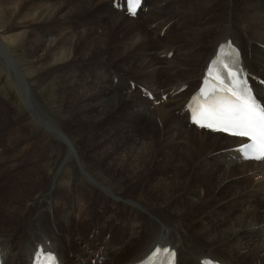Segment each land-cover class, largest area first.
Masks as SVG:
<instances>
[{
	"label": "bare ground",
	"instance_id": "1",
	"mask_svg": "<svg viewBox=\"0 0 264 264\" xmlns=\"http://www.w3.org/2000/svg\"><path fill=\"white\" fill-rule=\"evenodd\" d=\"M146 3L151 14L137 20L144 10L130 17L118 0H0V43L22 60L14 71L25 76L19 92L28 88L32 106L28 110L20 96L11 110L0 98V148L6 145L0 171L9 172L10 180L28 176L27 182L43 184L16 204L0 203V246L4 240L10 244L8 254L2 251L4 264H27L39 240L63 264H89L85 255H111L101 264H127L158 241L176 248L178 264H202L204 257L240 264L232 259L237 248L244 264H264V157L247 158L240 148L244 140L236 135L195 128L187 112L189 95L218 44L229 38L240 47L243 68L264 104V0H194L193 10L191 0ZM44 26L57 30L43 32ZM165 27L175 35L159 38ZM13 29L22 56L3 35ZM168 53L171 58L161 56ZM101 69L136 78L137 92L128 89L130 83L122 89L106 83ZM33 98L44 109L37 111ZM154 123L156 130H144L143 138L131 133ZM151 143L153 150L158 146L152 163ZM64 166L75 188L131 206L121 211L83 194L80 201L61 204L58 197L70 186L55 181ZM116 168L122 173L115 175ZM140 168L145 172L139 179ZM128 176L133 180L120 181ZM121 226L142 240L121 237L94 252L88 248L100 240L98 231L108 235Z\"/></svg>",
	"mask_w": 264,
	"mask_h": 264
},
{
	"label": "rangeland",
	"instance_id": "2",
	"mask_svg": "<svg viewBox=\"0 0 264 264\" xmlns=\"http://www.w3.org/2000/svg\"><path fill=\"white\" fill-rule=\"evenodd\" d=\"M189 8L190 9H195L196 7H194V0H191V4L189 5ZM220 9H222V7H219ZM145 14V13H144ZM144 14H142V15H144ZM142 15H140V16H142ZM145 16V15H144ZM138 18V17H137ZM139 19V18H138ZM137 19V20H138ZM47 20H45L44 22L45 23H53V24H55L54 22H46ZM100 25H102V24H100ZM152 27H153V24L151 25ZM42 28V31L43 32H47V33H50V32H52V31H55V30H57V28H51V27H46V26H44V27H41ZM74 28H79L78 26H75ZM189 28H192V25L191 24H189ZM97 30H104L105 28H96ZM191 31H193V30H191ZM18 32V30L17 29H13L12 31H8L6 34H3V35H5V37H8V38H12L13 40H14V35L16 34ZM189 32V31H188ZM248 32V31H247ZM14 35H13V34ZM0 34H1V32H0ZM12 34V35H11ZM192 34V33H191ZM193 35V34H192ZM191 35V36H192ZM264 35V34H263ZM11 36V37H10ZM154 36V38L157 36L156 34L155 35H153ZM49 37H51V36H49ZM158 37L159 38H161L160 37V34L158 35ZM50 39V38H49ZM52 39H54V35H52V38L50 39V40H52ZM3 40H4V42H5V38L3 37ZM7 41V40H6ZM0 42H1V40H0ZM9 42V41H8ZM2 43V42H1ZM0 43V45L2 46H0L1 47V49H0V70L1 69H3V72L2 71H0V98H4V101L3 102H5V104L7 105V106H11L12 105V107H10V109L11 108H13L14 106L16 107V103H17V101H19L20 99V96H23V100H22V102L25 104V106L27 107V109L28 110H30L31 108H32V106H30L29 105V101H30V99H31V93L29 92V90H28V88H26V87H24L23 86V89H22V91L24 90V92L21 94L20 92H19V89H21L22 88V82L20 81V80H24V83H25V76L22 74V72L20 73V76H19V74H16V71H14L16 68L17 69H19V67H20V65H18V64H20L21 62H22V60H18V58L17 59H13V57L10 55V53L7 51V49H5V46L4 45H2ZM10 45H12V47H13V50H15L16 52H17V55L19 54V55H21V53H20V48H19V46H18V44H17V40H14V41H12L11 43H10ZM19 51V52H18ZM104 52V51H103ZM7 55V58L4 56V55ZM8 54H9V56H8ZM257 54V53H256ZM105 56H106V54H104ZM171 55L172 54H169L168 53V55L166 54H161V56L163 57V58H171ZM257 55H259V54H257ZM22 56V55H21ZM93 56V55H92ZM5 58V59H4ZM96 58H99L98 56H96ZM4 59V60H3ZM7 59H9V60H7ZM19 59H20V57H19ZM14 60H16L15 62H14ZM12 61V62H11ZM18 61V62H17ZM19 61H21V62H19ZM13 63V64H12ZM16 63V64H15ZM18 63V64H17ZM11 66V67H10ZM158 66H160V65H158ZM8 67V68H7ZM16 67V68H15ZM156 67H157V65H156ZM12 68V69H11ZM30 69V67H27V69ZM5 70V71H4ZM11 70V71H10ZM20 70H21V68H20ZM22 71V70H21ZM9 74V75H8ZM23 75V77H22V75ZM15 76V77H14ZM13 83V84H12ZM21 83V84H20ZM19 87V88H18ZM136 92H137V90H135ZM30 93V94H29ZM28 95V96H27ZM26 96V97H25ZM28 97V98H27ZM38 99H39V101L41 100V102H43V99L39 96L38 97ZM33 100H35L34 98H33ZM38 100L36 101H34L35 102V104L37 105V106H35V109L38 111L39 109L38 108H40L41 107V109H44V108H42V106H41V104H40V102H39ZM155 103V102H154ZM39 106V107H38ZM17 108V107H16ZM16 108H13V110L14 109H16ZM12 110V109H11ZM43 117H45L46 115L45 114H41ZM32 122H33V120H32ZM31 124V123H30ZM144 130H153V131H155L156 130V123H154L153 125H148L147 127H143V128H140L139 129V131H137V132H131V133H133V134H135L137 137H141V138H143V136L142 135H140ZM125 133H128V132H125ZM58 138V137H57ZM61 139L63 140V143H66V146L68 147L69 146V143H68V141H66L64 138H62V136H61ZM58 140V139H57ZM60 140V139H59ZM33 141L34 142H38V140H37V138H34L33 139ZM186 141H187V139H186ZM186 141L184 142V146H185V144H186ZM158 144H159V141H158ZM5 144H3L1 147H3ZM22 145H24V144H22ZM180 145H181V143H180ZM6 147V145L3 147V148H0V149H4ZM149 147H151V148H149V151L150 150H152L153 152H154V154H153V156H152V160H151V163H152V161H153V159H154V157H155V154H156V152H157V147L158 146H155V149L153 150L152 149V147H153V144L151 143L150 144V146ZM9 148V147H8ZM7 148V149H8ZM70 148V147H69ZM151 152V151H150ZM149 152V155H151V153ZM70 155L73 157V152H70ZM186 159V158H185ZM113 159H109V161L111 162ZM108 161V162H109ZM134 161H136V160H134ZM55 163L56 162H54V166H55ZM0 166H2V165H0ZM142 168H144V167H142ZM142 168H140L138 171H140V177H138L139 179L140 178H142L143 177V175H144V172H143V170H141ZM0 169H1V167H0ZM72 171H74V169H73V167H72V169H71ZM2 171V170H1ZM1 171H0V185H2V186H0V203H3V201H12L13 202V204H16V200L18 201V199H20V196L21 195H26V193H27V195H31V194H33V192L34 191H36V187H33V186H43V184L42 185H34V183H30V182H27L28 180H30L29 178L30 177H25V179H23V180H21L20 178L21 177H19V178H13V179H11L10 180V176L8 175V173L9 172H3L2 174H1ZM66 172H67V166L65 167H63V169L61 170V173H62V176H61V174H60V178L61 179H56V184L55 185H64V184H68V186H70L66 191H64V192H62V197H64L63 199H59V197H58V195H55L56 197H58V200L61 202V204H64V203H66V204H69V203H71L72 201H74V199L75 198H77L78 197V194H83V195H85V196H87L88 198H90L92 201H94V203L95 202H104V204L105 205H107V206H110V205H112V206H115V207H118L121 211H126L130 206H131V204L130 203H128L127 201L126 202H124L123 200H121V199H119V198H116V197H110V198H107V197H104V196H101V195H98V194H94V193H89V192H87L85 189H84V187L83 186H81V185H79V186H77L76 188H75V186H72V184H71V182L69 183L67 180H66V178H65V174H66ZM84 173V172H83ZM82 172H80V174L82 175L83 174ZM119 173H122L119 169H117L116 168V173H115V175H118ZM7 174V175H6ZM83 176H85L84 174L82 175V177ZM93 178H94V176L93 175H91ZM12 177V176H11ZM55 177H57V175H55ZM84 178V177H83ZM3 179V180H2ZM17 179V181H15ZM7 180V181H6ZM10 180V181H9ZM26 180V181H25ZM125 180H133L132 179V177L131 176H128V177H125L124 178V180L123 179H120V181H125ZM3 181H4V183H3ZM146 181V180H145ZM145 181H142L141 183L143 184ZM46 182H47V185H48V179L46 180ZM6 183H9V185H10V187H8V184H6ZM76 183L77 184H79V181H77L76 180ZM84 183V182H83ZM17 185V186H16ZM67 186V185H66ZM147 186V185H146ZM5 187V188H4ZM7 188V189H6ZM5 189V190H4ZM126 189V188H125ZM125 189L123 190V189H121L122 191L121 192H123V191H125ZM133 189V188H132ZM4 190V191H3ZM114 199H118L119 201L118 202H116V201H114ZM191 199V198H190ZM77 200L78 201H80V199H79V197L77 198ZM218 202L217 201H214V202H210V204L209 205H212V204H217ZM259 204V203H258ZM95 209H96V207L95 208H93V213L95 212ZM261 209L262 210H264V207H262V206H260V211H261ZM168 210H174L173 209V206L172 207H168ZM74 212H75V215H77V212H76V209L74 210ZM1 214V213H0ZM1 216H2V214H1ZM116 216H118V218H121V216L119 215V213L116 215ZM1 222L3 221V220H0ZM87 221H89V220H87ZM124 221H126V220H124ZM128 224V223H130V221H126L125 222V224ZM99 224H101V223H99ZM125 224L123 225V226H125ZM9 225V224H8ZM8 225H6V227L8 226ZM102 225V224H101ZM126 226H128V225H126ZM100 229H102V227L100 228ZM220 231V230H219ZM206 233V235L207 236H209V232H205ZM114 235H116V236H120L119 235V232H117V233H113ZM111 235V234H110ZM129 236H131L132 237V241H136V240H138V239H141L142 240V234L140 235V236H135V235H130L128 232L127 233H125V232H123V236H121V237H126V239H127V237H129ZM101 237H98V239H100ZM0 239H2V237L0 236ZM118 242V241H117ZM114 243V242H113ZM141 243V242H140ZM250 243H253L252 241L250 242ZM230 246V245H229ZM133 249V246H131L130 247V249H129V251H131ZM233 249V248H232ZM58 250V249H57ZM128 250V249H127ZM127 250H125V251H127ZM127 252H125V254H126ZM234 255H233V257H232V259H234L233 261L235 262H238V263H240V264H244L243 263V261H242V259L240 258L241 256H242V254H241V250H239L238 248H237V250H235V252L233 253ZM120 255V254H119ZM118 255V256H119ZM121 256V255H120ZM125 257V256H124ZM123 256L121 257V258H118L119 260L120 259H123L124 258ZM118 259H116L117 261H118ZM113 261V260H112ZM240 261V262H239ZM110 263H112V262H110ZM109 264V263H108Z\"/></svg>",
	"mask_w": 264,
	"mask_h": 264
},
{
	"label": "snow or ice",
	"instance_id": "3",
	"mask_svg": "<svg viewBox=\"0 0 264 264\" xmlns=\"http://www.w3.org/2000/svg\"><path fill=\"white\" fill-rule=\"evenodd\" d=\"M140 3L141 0H129L130 5H139ZM128 11L130 14H134V9L132 7H129ZM222 47H231V44L229 43V45ZM233 52H235V49H233ZM221 63L223 69L228 70L230 65L234 66L237 64V60L234 56H232L229 57V63H223V61H221ZM228 74L234 75V73L231 72ZM228 90L232 92L231 88ZM201 93H203V88H201ZM232 95L236 96V93L232 92ZM204 99L208 104V108L205 109L204 105H201V111L198 113L199 116L206 118L212 117L221 122L222 126L216 129L218 131L227 132L229 127H231L237 129L236 131L232 132L233 135H258L260 138V148L264 150V108L257 110L255 102L248 104L246 101L239 106L221 107L220 102L215 98V94H213L212 97L205 96ZM239 99L240 97L237 96V100ZM249 99L254 101V98ZM189 107L192 106L189 105ZM193 122L199 124V120L196 117H193ZM199 126L212 127V124H199ZM243 147L248 148L249 145H244ZM161 251L169 253L170 256H174V252L168 248H157L153 255ZM47 255L49 257V264H51V262L55 260V257L51 253H48Z\"/></svg>",
	"mask_w": 264,
	"mask_h": 264
}]
</instances>
